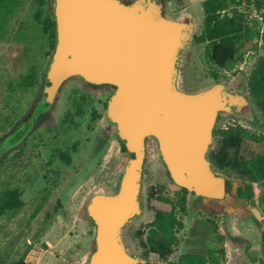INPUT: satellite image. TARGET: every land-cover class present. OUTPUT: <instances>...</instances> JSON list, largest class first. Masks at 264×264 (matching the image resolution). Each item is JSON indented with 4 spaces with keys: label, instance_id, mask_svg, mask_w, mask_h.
<instances>
[{
    "label": "rangeland",
    "instance_id": "374dc122",
    "mask_svg": "<svg viewBox=\"0 0 264 264\" xmlns=\"http://www.w3.org/2000/svg\"><path fill=\"white\" fill-rule=\"evenodd\" d=\"M117 1L142 9L156 24H184L178 90L221 85L238 100L215 118L206 152L208 161L211 152L220 161H209L218 183L210 199L193 201L186 194L184 212L178 204L182 190L157 140L145 139L138 212L121 233L126 252L139 264H264V180L251 181L244 167L264 158V97L254 96L249 83L256 76L264 84V0H227L226 13L242 36L232 46L195 42L204 28L205 0ZM54 7V0H42L40 8L38 0H0V143L42 100L55 47L35 15L41 9V17L54 16ZM113 92L109 85L68 78L30 135L0 156V203L8 190H17L23 202L0 213V264L89 263L96 248L89 205L118 192L128 158L106 115ZM221 131H228L224 139ZM160 199L173 203L171 235L153 223ZM214 203L219 216L206 212ZM253 207L261 209V218Z\"/></svg>",
    "mask_w": 264,
    "mask_h": 264
},
{
    "label": "water",
    "instance_id": "95a60500",
    "mask_svg": "<svg viewBox=\"0 0 264 264\" xmlns=\"http://www.w3.org/2000/svg\"><path fill=\"white\" fill-rule=\"evenodd\" d=\"M56 44L43 97L33 112L47 111L61 84L71 77L109 85L114 92L106 115L128 158L118 192L95 198L88 215L96 227V248L88 264H137L121 239L137 214L144 141L157 140L173 181L190 198L207 196L218 182L206 158L215 118L227 94L221 85L185 93L175 85L184 24L154 23L140 8L117 0H55ZM256 218L263 212L252 208Z\"/></svg>",
    "mask_w": 264,
    "mask_h": 264
},
{
    "label": "trees",
    "instance_id": "16d2710c",
    "mask_svg": "<svg viewBox=\"0 0 264 264\" xmlns=\"http://www.w3.org/2000/svg\"><path fill=\"white\" fill-rule=\"evenodd\" d=\"M54 2L56 3L55 0ZM38 5L40 8L42 5V0H38ZM202 7L205 14L203 24L204 28L202 33L194 38L195 42H209L214 45L232 46L242 38L241 34H238L237 32L236 23H234L229 14L226 13V10L228 8L227 0H205L202 4ZM35 18L40 21L43 31L48 35L52 46L55 47L56 24L54 17L49 15L41 17V9H38ZM207 54L210 55L209 52ZM249 83L251 93L254 96L261 95L262 97H264V84L262 80H260V78H256V76H253L249 79ZM34 125L35 121L28 119L27 122L24 124V127H26V129L24 128V130L20 131V134L14 137V140L24 138L28 131H30ZM220 133L223 136V139L228 135V131H221ZM121 150L123 152H126V148L122 142ZM61 157L66 162H69V156H67L66 154H61ZM217 159V156H215L211 152V154L209 155V161L211 163V166L220 163V161L218 162ZM244 167L248 169L251 181L258 182L259 180H264L263 157H257L255 159L248 160L244 163ZM181 190L182 195L178 199V204L180 211L184 212V203L186 200L185 196L186 194H188V191L185 188H181ZM244 195L245 194L242 193L241 190H239V196L243 197ZM160 202L161 203L157 208L156 217L153 223H156L157 225H163L164 233H169L171 235L172 233H170L168 229L173 228L174 222H176L174 218L173 203L170 200L165 199L161 200ZM22 205L23 202L20 200L19 192L17 190H8L2 195L0 203V213H4L9 210L19 209ZM262 223L264 225V218L262 220ZM261 238L264 242V230L262 231Z\"/></svg>",
    "mask_w": 264,
    "mask_h": 264
},
{
    "label": "flooded vegetation",
    "instance_id": "af4514ba",
    "mask_svg": "<svg viewBox=\"0 0 264 264\" xmlns=\"http://www.w3.org/2000/svg\"><path fill=\"white\" fill-rule=\"evenodd\" d=\"M121 3V2H120ZM54 17V16H53ZM237 102L238 100L236 98H232V97H228V96H224V105L225 106H228V105H231L230 107H233L234 105H237ZM107 105V104H106ZM46 112V111H45ZM41 113L35 117H32L33 116V113L32 115L28 118L30 120H34L35 121V125L33 126V128L28 131V133L26 134V136L22 139H19V140H14V137H16L18 134H20L19 132L24 130V128L26 129V127H24V124L27 122V120L21 122L18 126H16L9 134H7L5 140L0 143V156L4 155V154H7L16 144H18L19 142L23 141L24 139H26L30 133L34 130V128L36 127V125L38 124V122L40 121V119L42 118L43 114L45 113ZM13 138V139H12ZM218 183V182H217ZM217 185V184H216ZM215 185V186H216ZM214 186V188H215ZM214 191V190H213ZM206 200V199H210V195H207V196H200V197H197L195 198L193 201L195 200ZM208 207V206H206ZM198 208H201L203 209L202 207H198ZM209 209L206 210V212H209V211H212L214 213L215 216H219V213L216 211V203H214L213 206H210L208 207ZM156 217V215H155ZM155 220V219H154ZM136 259V258H135ZM138 264H139V261L137 260Z\"/></svg>",
    "mask_w": 264,
    "mask_h": 264
},
{
    "label": "bare ground",
    "instance_id": "6f19581e",
    "mask_svg": "<svg viewBox=\"0 0 264 264\" xmlns=\"http://www.w3.org/2000/svg\"><path fill=\"white\" fill-rule=\"evenodd\" d=\"M185 53V52H184Z\"/></svg>",
    "mask_w": 264,
    "mask_h": 264
}]
</instances>
